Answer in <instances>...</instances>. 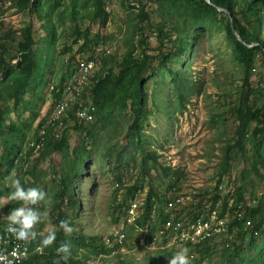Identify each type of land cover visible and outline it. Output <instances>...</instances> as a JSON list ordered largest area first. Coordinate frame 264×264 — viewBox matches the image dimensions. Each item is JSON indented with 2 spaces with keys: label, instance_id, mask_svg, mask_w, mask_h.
Returning <instances> with one entry per match:
<instances>
[{
  "label": "rangeland",
  "instance_id": "rangeland-1",
  "mask_svg": "<svg viewBox=\"0 0 264 264\" xmlns=\"http://www.w3.org/2000/svg\"><path fill=\"white\" fill-rule=\"evenodd\" d=\"M18 1L0 0L4 47L0 53L5 61L0 66V111L8 117L0 123V196L10 191L5 177L12 170L26 187L46 192V199L33 205L48 216L34 226L37 238L30 240L32 244H38L49 222L58 231L59 220L69 219L89 242L72 243L67 235L72 255L61 264H71V258L78 264H96L98 259L118 264L116 253L99 256L102 237L123 217L130 200L145 201L149 191L163 197L174 181L187 190L198 188L204 207L211 206V196L219 193L215 202L221 208L223 196H231L238 186L245 196L264 204V65L261 56L256 57L246 77L222 14L207 13L190 0H104L107 18L101 23L85 9L88 1L79 0L69 10L54 0H40L39 12H30L32 0L26 7ZM235 2L239 8L242 0ZM224 13L232 19L228 10ZM257 26L255 21L247 25L249 31H258ZM26 29L32 34V49L48 63L28 83L19 69L6 72L16 61ZM95 45L109 53L101 58L97 72L104 79L99 116L86 123L93 137L73 131L70 124L66 140L40 148L29 145L48 111V80L68 77L77 55H85ZM144 48V54L150 55L145 65L139 59ZM120 70L130 76L126 89L109 80ZM137 73L142 76V88L136 116L131 99ZM248 85L252 90H246ZM245 95L250 101L248 125L242 144L236 146L233 131ZM256 143L259 152L253 151ZM255 153L261 156L258 173L251 168ZM16 156L19 161L14 164ZM68 195L78 201L74 208L67 203ZM19 203H6L0 217L5 208ZM157 207L158 202L154 214ZM262 231L246 235L243 245L229 243L228 239L237 237L234 231L211 239L207 250L190 246L191 264H255L260 259L264 264ZM135 239L130 232L129 252L124 254L130 264H167L178 250L134 249Z\"/></svg>",
  "mask_w": 264,
  "mask_h": 264
},
{
  "label": "built area",
  "instance_id": "built-area-1",
  "mask_svg": "<svg viewBox=\"0 0 264 264\" xmlns=\"http://www.w3.org/2000/svg\"><path fill=\"white\" fill-rule=\"evenodd\" d=\"M108 53L109 50L99 45L92 46L85 55H77L75 66L64 81H53L47 85V92H50L48 111L29 145L40 148L45 146L49 137H62L68 132L70 124L73 129L76 124L87 125L86 123L95 120L96 106L92 89L100 77L97 72L101 58ZM18 161L19 157L16 156L14 163L17 164ZM231 191L233 193V189ZM163 192L157 213L154 214L153 204V213L150 212L151 216L146 221L141 220L144 200L132 199L125 205L123 217L103 237L104 244L112 249L111 253H120V259H124V254L129 252L126 243L129 241L130 232L136 234L134 249L152 251L202 245L219 235L234 232L235 228L230 229L229 223L233 219L242 218L244 205L251 206L258 200L256 197L243 195L246 203L244 199L236 202L231 195L228 196L224 207L219 208L218 203L212 199V205L204 207L198 188L187 190L172 185ZM6 215L3 216L4 222L0 226V252L8 255L16 264L29 255L28 241H18L5 231ZM250 223L249 219L245 220V225ZM34 251L41 252L37 247ZM13 252L16 253L15 256H12ZM99 256L107 257L105 254Z\"/></svg>",
  "mask_w": 264,
  "mask_h": 264
},
{
  "label": "trees",
  "instance_id": "trees-1",
  "mask_svg": "<svg viewBox=\"0 0 264 264\" xmlns=\"http://www.w3.org/2000/svg\"><path fill=\"white\" fill-rule=\"evenodd\" d=\"M19 1H20L19 6H22V7L28 6L27 2H29V0H19ZM32 1L33 2H32V5L30 6V12H33L35 10L36 12H39L38 5H39L40 0H32ZM54 1L57 4H62L63 8L70 10L73 7H75L76 3L79 0H54ZM84 1H88L89 5L85 6V9L91 14L93 18H98L101 23L106 20L107 13L104 9L105 8L104 0H92V2L89 0H84ZM190 2H193L194 4L199 3V5L203 7L205 9L204 11H206L207 13H212V14L220 13L223 15V19H224L223 25L225 27L226 32L228 33V35L231 37V39L234 42L238 59L242 65V68L245 70V75L247 78L249 77V74L252 68L254 67V62L256 61V57L261 56V59H262L261 62L264 65V23H263L264 17L262 15V3H264V0H242L239 8L236 7L235 0H210L209 2L206 0H190ZM217 7H222L224 9H227L232 16V22L229 20L228 15L227 16L224 15L225 14L224 10L219 11ZM254 21L258 24L257 27H259V29L258 31H249L247 25L251 26ZM28 29H26V31L23 32L24 37L17 47V51L14 56L16 61L13 64L10 63V65H8L6 69V72L11 69H14V67L19 69L20 73L23 74L26 83L29 82L28 80L31 78L32 75H35L37 78V76L40 74L39 72L41 69V65H43L44 68H47L48 66L46 59L43 57H39L38 52L34 50L35 48L32 49L33 38H32L31 32L28 31ZM233 30H235L239 34L243 42L238 40L235 37ZM183 41L186 42L185 39H183ZM3 48H4L3 45L0 44V49H3ZM144 52H145V48L143 52H141L140 54L142 57L141 58L139 57V59L143 61L142 63L145 65L147 64V61L149 60L150 55L144 54ZM159 52L161 51L159 50ZM164 56L166 57V60H167L168 57L166 55ZM3 58H4V53H0V66L5 64V61ZM131 60H133L134 63L137 62L134 59H131ZM126 66L129 67V64H126ZM137 76H138L137 80L133 82L135 85L134 86L135 93L133 95V98L131 99L133 104L135 105L133 110L136 116L139 114L141 110L140 89L142 88V76H140L138 73H137ZM51 79L48 80L47 85L53 81H57L58 83H61L66 78L65 76H63L59 80H54V79L51 80ZM112 79L116 86H120L123 89H126L128 85H130V76L128 72H123L122 70H120L117 76H113V75L110 76L109 80H112ZM103 80L104 79L98 77V81L95 83L92 89L93 102L96 106V117L97 118L99 116V107L101 105L100 88L103 85ZM246 90H252L251 86L248 85ZM249 106H250L249 97L248 95H245L242 105L237 110L238 111V121L233 131L234 133L233 145L240 146L242 144V140L245 135V130L248 125V116H247L248 111L247 110H249ZM263 106H264V101H263ZM6 121H8L7 115L3 114L0 111V123L1 122L5 123ZM77 129L80 132H84V136L93 137V133H91V131L89 130L90 128L88 127V125L76 124L73 127V131ZM261 134L264 137V127L261 129ZM66 138H67L66 134H63L62 137H60L59 139H54V138L49 137L45 145H47L48 143H53V142H61V141L66 140ZM258 145H259L258 143L254 145L253 151L259 152L260 148L258 147ZM82 147L83 149H85L84 145H82ZM41 154L42 153H40V155ZM258 157L259 158L261 157L260 154L255 153V156L253 155L252 157V164H251V168L255 170L257 173L259 172V168H261V166H259V162L261 160H259ZM10 163L13 166L14 160L12 163V159H11ZM221 174L222 173H220V175L218 176V179H219L218 181H220V179L223 176ZM176 184L177 182L174 181L169 186L176 185ZM177 186L179 187V185ZM232 195L236 202L242 201L244 199L243 187H240V186L235 187ZM211 198L213 202H215L216 200L220 198V195L219 193H214L211 196ZM227 198H228V195L223 196L222 207L226 205ZM154 201H158V202L161 201L160 196L154 194V191H149L145 199V203H144L145 205H144V212L142 215V220L145 221L150 218L151 216L150 212L154 204ZM76 202L78 203V201L75 198L68 195L67 203L69 205H71L74 208ZM263 206L264 204L261 205L259 200H257V202L251 206L244 205L245 209H244L242 218L233 219L232 222L229 223V228L231 229L232 227H234L236 231V235H237L236 238L228 240L229 243L231 244L234 243V246L238 243L243 245V241H245L246 235L250 236L256 233L257 230H259L260 232L262 230L264 231V209H263L264 207ZM9 209L11 208L10 207H7V209L5 208L4 212L8 213L10 211ZM246 219L250 220L251 222L250 225H245ZM63 234H64L63 230L59 228L58 231L56 232V239L54 240L52 245L45 248L43 252L41 253L31 252L28 255V257L20 264H42V263L43 264L44 263L54 264L55 258L58 256V254L54 251L55 247L58 245V238L61 236L63 241H67V235L65 234L63 236ZM69 238L71 239L72 243L80 242V243H84L83 245H85L87 244L86 242H89V240L82 234L81 230H79V232L77 233L76 229H74L73 232L69 234ZM89 239L93 241L95 240V237L93 235H90ZM39 240L40 238L38 239V244H39ZM29 243H30V248H33L34 246L38 245V244H32V241ZM101 245L102 244H100V246ZM228 245L229 244H226V246ZM196 246L198 247L199 245H196ZM201 246H204L205 250L208 249L207 243ZM198 249H201V248H198ZM100 250L101 251L104 250L103 246H101ZM241 258L242 260H244L243 257ZM261 261L262 259H260L258 263L256 262L255 264H260ZM70 262L71 264H78V262L72 258L70 259ZM61 263H62V260L58 262V264H61ZM128 263L130 264L131 262L129 260L120 261L118 264H128ZM67 264H68V261H67Z\"/></svg>",
  "mask_w": 264,
  "mask_h": 264
},
{
  "label": "clouds",
  "instance_id": "clouds-1",
  "mask_svg": "<svg viewBox=\"0 0 264 264\" xmlns=\"http://www.w3.org/2000/svg\"><path fill=\"white\" fill-rule=\"evenodd\" d=\"M5 186L9 187L10 191H8L7 194L4 196H0V208H2L9 201H19L20 203L18 206L11 208V210L8 213L3 211L1 212L0 226L4 222L3 216L7 214L5 217L7 220V223L5 225V231L9 234H12L15 237V239L18 241H28V248L30 251L29 254L31 252L32 253L37 252L34 251L35 247H37L38 251L43 252V250L49 247L50 245H52L54 240L56 239V232H57L56 226L52 225L49 222L47 228L45 229V232L42 233L40 236L39 244L34 246L33 248H30L29 242L30 240H35L37 238V232L34 230V226L37 225L38 223L47 220L48 214L46 211H41L37 207H33V205H36L38 202L46 199L47 197L46 192L37 186L26 187L24 184L21 183V180L16 176L14 170L10 171L5 177ZM156 202L158 201H154V204ZM158 205H160V201L158 202ZM58 225L59 228L62 229L66 235L71 234L74 230L73 225L69 222V219L59 220ZM100 244H102L101 246H103L104 250L98 253L99 255L100 254L104 255L107 252L111 253L112 249H109L104 244L103 239L100 240ZM101 246L99 249H101ZM71 249H72V245L70 242L68 241L60 242L54 249V251L58 254V256L55 258L54 264H58L60 260H67V258L70 255H72ZM156 250H169V249H156ZM116 254L119 255L120 261L126 260V259L123 260L120 259V253H116ZM15 255L16 253L13 252L12 256ZM23 261H21L20 263H22ZM20 263H16V264H20ZM0 264H14V261L13 259L9 258L8 255L0 252ZM96 264H106V263L99 262ZM167 264H191V257L189 255V250L186 247H180L177 251H175L171 256L168 257Z\"/></svg>",
  "mask_w": 264,
  "mask_h": 264
},
{
  "label": "water",
  "instance_id": "water-1",
  "mask_svg": "<svg viewBox=\"0 0 264 264\" xmlns=\"http://www.w3.org/2000/svg\"><path fill=\"white\" fill-rule=\"evenodd\" d=\"M206 1L209 2L210 0H206ZM217 9H219L220 11H221V10L227 11L226 9L221 8V7H217ZM229 19H230V21L232 22V19H231L230 17H229ZM233 32L235 33L237 39L243 42V40H242L241 37L237 34V32H236L235 30H233Z\"/></svg>",
  "mask_w": 264,
  "mask_h": 264
}]
</instances>
